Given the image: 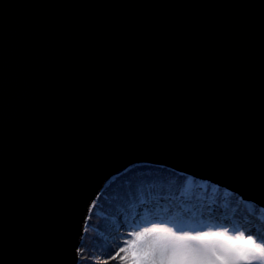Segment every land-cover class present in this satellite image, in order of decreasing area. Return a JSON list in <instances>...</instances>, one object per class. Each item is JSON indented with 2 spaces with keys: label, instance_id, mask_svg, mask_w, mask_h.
<instances>
[{
  "label": "water",
  "instance_id": "obj_1",
  "mask_svg": "<svg viewBox=\"0 0 264 264\" xmlns=\"http://www.w3.org/2000/svg\"><path fill=\"white\" fill-rule=\"evenodd\" d=\"M135 164L264 210V0H0V264H78Z\"/></svg>",
  "mask_w": 264,
  "mask_h": 264
},
{
  "label": "trees",
  "instance_id": "obj_2",
  "mask_svg": "<svg viewBox=\"0 0 264 264\" xmlns=\"http://www.w3.org/2000/svg\"><path fill=\"white\" fill-rule=\"evenodd\" d=\"M197 185L202 186L198 192L194 191ZM223 191L217 186L197 182L167 168L146 164L129 167L114 177L97 196L87 218L85 231L78 248L79 264H91L88 258L94 251L110 249L105 235L108 234V226L115 219L117 212H122L130 218L136 213V208L140 203L157 199L163 193L175 196L185 192L188 199L192 201H198L199 198L204 199V196L212 194L216 201L220 202L219 198ZM243 202L235 193H231L228 199L229 207H236L238 211H242V207H245ZM248 208L252 215H257L261 210L257 205H250ZM157 209L145 208L142 216L149 217V214L155 212L158 213L157 216H162V209L161 211ZM197 212L199 211L192 210L191 213L196 214ZM121 244L116 243L118 246Z\"/></svg>",
  "mask_w": 264,
  "mask_h": 264
},
{
  "label": "snow or ice",
  "instance_id": "obj_3",
  "mask_svg": "<svg viewBox=\"0 0 264 264\" xmlns=\"http://www.w3.org/2000/svg\"><path fill=\"white\" fill-rule=\"evenodd\" d=\"M226 232L176 236L162 225L137 232L123 242L112 258L122 264H251L264 256L255 244L241 251Z\"/></svg>",
  "mask_w": 264,
  "mask_h": 264
},
{
  "label": "rangeland",
  "instance_id": "obj_4",
  "mask_svg": "<svg viewBox=\"0 0 264 264\" xmlns=\"http://www.w3.org/2000/svg\"><path fill=\"white\" fill-rule=\"evenodd\" d=\"M199 189L200 187H198L197 185L194 188V191L198 192ZM226 194L227 191L224 190L219 198V201H221L222 197H224ZM250 205L253 206L255 204L243 202V206L245 207H242L243 209L241 210L243 212L245 211V213L246 212L250 213L248 208ZM181 212H184L185 214L188 215L190 214V212H187L186 210ZM179 214L180 212L177 211V213L173 214L169 218L165 216H151V217L149 216L142 219L140 216L136 215V213L129 218L123 215L122 212H117L116 215L114 216L115 219L112 220L111 224L108 226V230H107L108 234L105 235L106 242L109 244L110 249L109 248H107L106 250L102 249L100 252L94 251L91 254L90 258H88L90 259L89 260L90 263L91 264H122L121 261L112 258L113 253L116 250H118L119 247L122 246L123 242L130 240L132 235H134L137 232L144 231L145 229L151 228L153 225H162L165 228L171 230V232L174 233L176 236H184L185 234L196 235L197 233L200 232H226L228 236L234 238L237 236V234L243 233L245 236L254 237L257 243H264L263 226L258 227L259 230L246 229L247 224H243L245 223L244 221L243 222L236 221L235 214L234 215L227 214L228 217L225 220H220V219L210 220L209 218L205 217V218L197 219L198 223L195 224H192L190 221L183 219V216ZM196 214L198 217L202 215L200 212H197ZM229 219H231V222L228 221ZM177 223L180 224L181 226L180 229L175 228V225ZM117 242H120L122 244L118 246L116 245ZM78 264H79V259H78ZM251 264H264V256H261L259 259L252 261Z\"/></svg>",
  "mask_w": 264,
  "mask_h": 264
},
{
  "label": "bare ground",
  "instance_id": "obj_5",
  "mask_svg": "<svg viewBox=\"0 0 264 264\" xmlns=\"http://www.w3.org/2000/svg\"><path fill=\"white\" fill-rule=\"evenodd\" d=\"M116 176H112L111 178H109V180L107 181L106 185ZM105 185V186H106ZM104 186V187H105ZM201 189H199L198 191H200ZM231 193H227L224 197H222L220 202H217L215 197L210 194V195H206L204 196L205 198H199V200L197 201H192L189 200L188 197L186 196L185 192H181L178 193V195L176 194L175 196H169L166 195L165 193H163V195H160L157 199L151 200L149 202H143L140 203L137 208H136V215L140 216L142 219L148 217V216H142L144 209L151 207L153 209L158 208L157 210L161 211L162 209V216L168 217L180 212L181 216H187V217H183V219L185 220H191L193 218H195L194 215L191 214H185L184 210H187V212H192V210H197L199 211L203 218H209L210 220L212 219H220V220H225L230 214L232 215H236V221H240V222H245L243 224H247V228L246 229H255V230H259L258 227L263 226L264 228V212L263 209L260 210L259 213H257V215H252L251 213H245V211H238V209L236 207H229V203H228V199L230 197ZM96 200V199H95ZM95 200L93 201V203L91 204L89 211L91 210V208L93 207V204L95 202ZM229 212V213H228ZM231 212V213H230ZM157 212L155 213H151L149 214L150 216H157ZM160 214V215H161ZM179 214V215H180ZM229 222H231V219L228 220ZM232 225V224H230ZM264 235V232H263Z\"/></svg>",
  "mask_w": 264,
  "mask_h": 264
},
{
  "label": "clouds",
  "instance_id": "obj_6",
  "mask_svg": "<svg viewBox=\"0 0 264 264\" xmlns=\"http://www.w3.org/2000/svg\"><path fill=\"white\" fill-rule=\"evenodd\" d=\"M236 237H242L243 239L235 241V246L238 247L241 251L246 249L248 246L255 244L258 247L264 248V243H257L256 239L252 236H245L243 233L237 234Z\"/></svg>",
  "mask_w": 264,
  "mask_h": 264
}]
</instances>
